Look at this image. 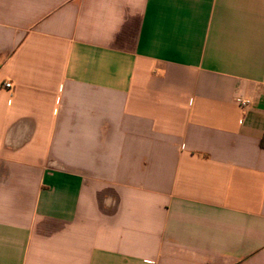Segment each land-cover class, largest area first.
Wrapping results in <instances>:
<instances>
[{
	"label": "crops",
	"instance_id": "obj_1",
	"mask_svg": "<svg viewBox=\"0 0 264 264\" xmlns=\"http://www.w3.org/2000/svg\"><path fill=\"white\" fill-rule=\"evenodd\" d=\"M0 264H264V0H0Z\"/></svg>",
	"mask_w": 264,
	"mask_h": 264
},
{
	"label": "built area",
	"instance_id": "obj_2",
	"mask_svg": "<svg viewBox=\"0 0 264 264\" xmlns=\"http://www.w3.org/2000/svg\"><path fill=\"white\" fill-rule=\"evenodd\" d=\"M11 83L7 82L4 84V87L5 88H11ZM235 103L242 109H245L247 108L250 104H251V101L248 99V98H245L241 95H237L235 97Z\"/></svg>",
	"mask_w": 264,
	"mask_h": 264
}]
</instances>
